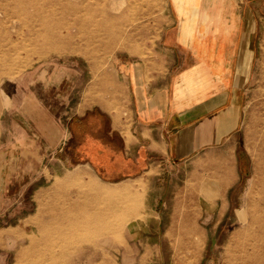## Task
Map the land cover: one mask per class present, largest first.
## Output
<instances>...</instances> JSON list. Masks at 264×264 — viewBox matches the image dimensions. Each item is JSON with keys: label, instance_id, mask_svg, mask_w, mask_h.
I'll return each instance as SVG.
<instances>
[{"label": "rangeland", "instance_id": "374dc122", "mask_svg": "<svg viewBox=\"0 0 264 264\" xmlns=\"http://www.w3.org/2000/svg\"><path fill=\"white\" fill-rule=\"evenodd\" d=\"M170 1L88 0L96 11L82 15L91 28L85 33L71 27V0H31L25 14L36 15L33 24L54 31L58 23L52 48L22 40V10L0 12V264H231L234 241L264 242L261 231L244 234L264 180V40L239 131L252 174L243 191L228 194L227 208H207L186 163L136 178L122 175L119 162L105 166L120 137L97 108L85 120L76 115L95 102L111 111L130 105L115 63L157 58ZM210 7L250 10L257 34L264 25V0H213ZM91 140L106 149L96 163L90 150L102 151ZM188 210L194 234L184 233L192 226Z\"/></svg>", "mask_w": 264, "mask_h": 264}, {"label": "crops", "instance_id": "0c3cea01", "mask_svg": "<svg viewBox=\"0 0 264 264\" xmlns=\"http://www.w3.org/2000/svg\"><path fill=\"white\" fill-rule=\"evenodd\" d=\"M212 1L171 0L157 58L116 57L130 105L111 111L95 102L76 114L97 108L106 115L109 132L120 137L123 157L144 162L133 178L186 163L208 209L227 208L228 194L243 191L252 174L239 131L264 40V25L257 34L250 10H213ZM149 208L145 200L143 209Z\"/></svg>", "mask_w": 264, "mask_h": 264}, {"label": "bare ground", "instance_id": "6f19581e", "mask_svg": "<svg viewBox=\"0 0 264 264\" xmlns=\"http://www.w3.org/2000/svg\"><path fill=\"white\" fill-rule=\"evenodd\" d=\"M30 1L31 0H6L5 5H0V12H3L5 15H13L20 14L18 10H22V22L23 26L26 27V31L22 33V40L25 41V43H33V46L38 44L44 48H52L56 44V35H59L58 23L54 21L52 22L53 28L51 27V29L54 31L48 30V28L45 27L46 24L43 22L39 21L40 23L33 24V22H36V15L33 13L25 14L27 6L31 5ZM87 1L88 0H71L69 10V14L72 17L71 27L75 28L78 32L83 30L85 33H88L91 29H88L90 27L88 23L82 20L80 21L82 15H88L96 11L91 9V6L89 7ZM38 9H42V6L35 7V10ZM38 38H40V42L38 41ZM87 38L91 43L96 42L100 44L98 41L99 39L97 40L94 35L89 34ZM262 183V188L260 189L262 193L261 198H259L258 201H256L255 204L251 205L249 208L251 211L248 213L245 221L247 223V227L244 231L245 235H251L254 231H261L262 235H264V180H262ZM106 200L108 201L112 199L107 196ZM261 203L263 204L261 205ZM118 205L119 202L116 203V206ZM256 208L258 209L256 210ZM188 218L191 221L187 220ZM192 218L193 214L188 210L184 219L187 223L191 222L192 226H184L185 234H194L198 232L197 228L193 224ZM252 222H254V225L249 227L248 224H252ZM243 238L244 239L240 241H234V246L228 250V253H230L231 264H264V242L258 244L249 236ZM256 245L260 246L258 250H256ZM192 247L196 249L198 247V243H193Z\"/></svg>", "mask_w": 264, "mask_h": 264}, {"label": "trees", "instance_id": "16d2710c", "mask_svg": "<svg viewBox=\"0 0 264 264\" xmlns=\"http://www.w3.org/2000/svg\"><path fill=\"white\" fill-rule=\"evenodd\" d=\"M90 112H87L84 116H82L81 118H78L79 120H85L86 116H89ZM90 141V140H89ZM93 146H97L101 151L102 153L98 154L96 152V150L94 151L93 150H90V155L92 156V160L96 161L97 160H101L103 159V156H104V153L106 149H104V147L97 141V140H91ZM108 151V150H107ZM105 153V166L109 167L111 165H115V164H110V161L113 160L114 162L118 163L119 162V167L122 169L121 172H122V175L124 176H132V175H135L136 173H138L141 169L142 166H144V162L140 161L139 163H133L130 159L128 158H124L123 155L121 154V151L118 150V151H114L113 155L114 157L111 158L108 154H110L111 152H107ZM113 169V168H112Z\"/></svg>", "mask_w": 264, "mask_h": 264}]
</instances>
